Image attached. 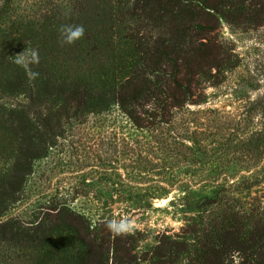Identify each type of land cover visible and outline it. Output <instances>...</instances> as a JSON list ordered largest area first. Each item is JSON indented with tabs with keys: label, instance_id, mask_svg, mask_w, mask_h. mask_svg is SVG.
I'll list each match as a JSON object with an SVG mask.
<instances>
[{
	"label": "trees",
	"instance_id": "trees-1",
	"mask_svg": "<svg viewBox=\"0 0 264 264\" xmlns=\"http://www.w3.org/2000/svg\"><path fill=\"white\" fill-rule=\"evenodd\" d=\"M12 2L0 0V136L8 137L0 141V165L6 164L0 169V264L14 255L18 264H134L120 255L106 221L149 208L178 187L184 193L181 209L194 218L182 236L166 237L155 247L151 264H234L235 258L237 264H264V206L256 196L250 197L253 203L242 202L221 182L201 196L191 191V181L171 173L188 158L178 147L188 148L191 134L189 124L177 129V115L188 105L207 103L201 92L205 79L220 82L225 62L220 46L210 45L216 41L215 23L262 27L264 0H95L96 24L73 45L59 42L60 26L73 24L71 19L51 23L41 34L23 18L12 20ZM60 46L84 55L71 62L84 67L62 64ZM34 49L39 64L14 62V56ZM31 72L39 75L32 78ZM82 126L108 128L110 144L149 152L152 160L146 162L157 161L158 186L138 197L80 194L90 208L65 204L35 222L4 220L21 201L34 164ZM95 158L101 163L84 168L113 190L135 178L134 171L122 173L101 155Z\"/></svg>",
	"mask_w": 264,
	"mask_h": 264
},
{
	"label": "rangeland",
	"instance_id": "rangeland-1",
	"mask_svg": "<svg viewBox=\"0 0 264 264\" xmlns=\"http://www.w3.org/2000/svg\"><path fill=\"white\" fill-rule=\"evenodd\" d=\"M95 5V0H13L9 13L13 21L23 18L21 22L25 26L41 34L51 23H63L65 19H71L73 24L78 20L85 26L89 23L85 27L87 32V27L96 24L93 21ZM206 24L212 26L209 22ZM215 27L211 36L216 37V41L210 45L220 46V57L225 62L220 82L215 84V80L205 79L201 92L207 103L188 105L177 115V129L182 130L186 127L184 124H189L191 134L188 148L178 147L188 158L180 159L171 173L180 180L191 181V191L195 194H212V184L221 182L226 184L228 194L242 202L253 203L250 197L256 196L264 206V26L240 28L221 19ZM58 53L61 63L67 61L69 68L78 69L76 63L84 67L81 61L71 64L75 58H85L78 50L60 46ZM212 70V74L216 73ZM18 100L25 102L24 97ZM88 120L93 124L92 116ZM119 120L126 121L120 116ZM108 131L110 129L105 127L87 129L82 126L80 130L67 133L66 140L60 139L49 158L34 164L21 201L3 219L14 217L35 222L52 216L55 208L60 209L65 204L90 208L80 194H99L106 199L151 194L158 186L154 181L161 179L157 176V161L148 164L146 158L152 160V156L144 149L136 147L131 151L124 145L110 144ZM6 138L1 134L0 141L5 142ZM98 154L122 173L134 171L135 178L129 176L130 180L118 184L117 190H113L109 182L98 181L99 177L91 173L90 167L84 168L101 163L95 158ZM4 166L6 164L1 163L0 169ZM177 189L167 198L155 200L151 207L123 217L133 219L136 227L130 234L117 236L116 247L122 257L132 259L134 264H151V255L160 242L185 233L195 213L183 212L178 200L184 193ZM13 258L5 264H18ZM238 262L235 258L234 264Z\"/></svg>",
	"mask_w": 264,
	"mask_h": 264
},
{
	"label": "clouds",
	"instance_id": "clouds-1",
	"mask_svg": "<svg viewBox=\"0 0 264 264\" xmlns=\"http://www.w3.org/2000/svg\"><path fill=\"white\" fill-rule=\"evenodd\" d=\"M85 28L83 25L64 24L59 28V42L61 45H73L80 41L85 36ZM16 64L27 67L29 64H39V52L38 50H32L30 52L24 51L13 57ZM39 73L31 72L30 76L35 78ZM105 227L108 231L116 236H122L130 234L134 231L136 224L133 219H125L123 217L117 219L112 218L107 220Z\"/></svg>",
	"mask_w": 264,
	"mask_h": 264
}]
</instances>
